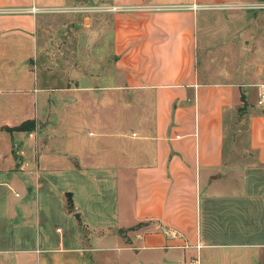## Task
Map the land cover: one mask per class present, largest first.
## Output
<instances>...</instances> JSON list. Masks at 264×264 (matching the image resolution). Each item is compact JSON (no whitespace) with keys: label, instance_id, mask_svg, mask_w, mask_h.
<instances>
[{"label":"crops","instance_id":"1","mask_svg":"<svg viewBox=\"0 0 264 264\" xmlns=\"http://www.w3.org/2000/svg\"><path fill=\"white\" fill-rule=\"evenodd\" d=\"M72 1L0 0V264H264V71L206 16L199 61L202 13L263 0Z\"/></svg>","mask_w":264,"mask_h":264},{"label":"rangeland","instance_id":"2","mask_svg":"<svg viewBox=\"0 0 264 264\" xmlns=\"http://www.w3.org/2000/svg\"><path fill=\"white\" fill-rule=\"evenodd\" d=\"M83 3L84 2L82 0L72 1L70 8H72L73 11L72 9H67L65 11L95 19L97 24H102L104 30L108 31L110 28L109 15L111 13L101 12L103 11L102 8L97 7L94 9L95 7L90 6V8L88 7L89 5L84 8ZM255 4H264V0ZM205 16L207 19L206 45L209 52L207 55L209 57L208 60L213 59L217 64H221H216L217 66L214 67L215 69L231 72L234 74V79L236 80L240 77H247V74L249 73L248 68L250 72L252 71L253 75L258 74L259 70L264 71V9H250L249 7L245 6H233L224 10H211L202 13L200 18L199 34L200 66L202 59V49L204 48V25L202 24V21L203 17ZM239 16H245L246 23L243 24L240 19H234V17ZM86 23L88 24V21ZM83 27V25H80L81 30H83ZM243 29H245L242 33V36L244 37L243 40H241L242 38H239L237 36L238 34L236 33L238 31H242ZM218 30L220 33H217ZM217 36L219 38H217ZM243 46H245V48H243ZM250 77H252V75H250L249 78ZM261 78L264 80V77H259L255 80ZM256 99L257 96L254 95L250 101H254L255 108L261 109L263 106L258 105L256 103ZM246 256L248 257L246 264H254L251 256ZM219 264H225V262H221Z\"/></svg>","mask_w":264,"mask_h":264},{"label":"trees","instance_id":"3","mask_svg":"<svg viewBox=\"0 0 264 264\" xmlns=\"http://www.w3.org/2000/svg\"><path fill=\"white\" fill-rule=\"evenodd\" d=\"M34 128V123L33 122H25L23 123L22 125L18 126V127H15L13 129H4V130H7L9 132H12V131H26V130H32ZM66 208L69 212H72L73 211V206H72V202H71V199L68 198L67 199V203H66ZM76 216V219L79 221V218L77 215Z\"/></svg>","mask_w":264,"mask_h":264},{"label":"built area","instance_id":"4","mask_svg":"<svg viewBox=\"0 0 264 264\" xmlns=\"http://www.w3.org/2000/svg\"><path fill=\"white\" fill-rule=\"evenodd\" d=\"M247 7H249L250 9L251 8L252 9H264V4H253V5H250V6H247ZM200 8H201V6H199V5H192V9L193 10H197V9H200ZM223 8L227 9L229 7L225 6ZM111 10L114 11V10H116V8H112ZM258 96H259V99H258L257 104L261 105L264 102V91H262ZM191 264H199L198 259H195L194 261H192Z\"/></svg>","mask_w":264,"mask_h":264}]
</instances>
